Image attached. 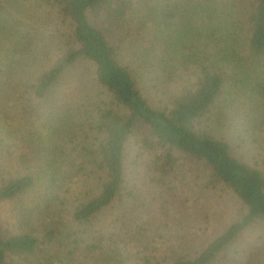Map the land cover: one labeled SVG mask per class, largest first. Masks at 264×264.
Wrapping results in <instances>:
<instances>
[{"label":"trees","instance_id":"1","mask_svg":"<svg viewBox=\"0 0 264 264\" xmlns=\"http://www.w3.org/2000/svg\"><path fill=\"white\" fill-rule=\"evenodd\" d=\"M245 145L264 152V0H0V264H237L232 245L264 222ZM131 147L154 193L195 163L242 217L149 253L183 211H140Z\"/></svg>","mask_w":264,"mask_h":264},{"label":"rangeland","instance_id":"2","mask_svg":"<svg viewBox=\"0 0 264 264\" xmlns=\"http://www.w3.org/2000/svg\"><path fill=\"white\" fill-rule=\"evenodd\" d=\"M38 22L47 23L50 21H48L46 13L42 12ZM69 76L74 77L80 85H86L87 88H90L92 84L89 65L76 66ZM245 150H247L245 153L251 155L246 156L248 159L253 160L256 156L257 162L264 164V152L261 149L258 155L256 154L259 151L250 150L249 145H245ZM129 152V161L126 166L130 167L128 175L131 177L128 176L130 183L127 186L128 189L138 188L140 190L137 193L142 194V198H140L142 204L138 205L141 208L140 211L152 216V213H157L161 206L165 207L167 203L173 201V205H169L172 215H178L179 209L183 211L179 215L180 225L177 229L158 231L150 239L152 241L154 238V242L148 250L149 253L159 257L174 248L177 249L179 243H174L170 234L176 230L182 242L180 244L186 245L189 251H193L202 246L205 241L220 234L227 225L242 217V203L222 188H208L206 173L199 165L182 161L167 179V185L171 189L160 190L163 191V194L160 191L154 193L147 184L146 163H135V147H131ZM165 190L166 192H164ZM132 208V204L128 205L124 212L118 208L114 212V217L120 218V215H124L130 209V215H132ZM3 215L5 214L2 213L1 216ZM138 215L141 216L135 214V217ZM143 219L145 220V218ZM232 251L236 256L237 264H254V262L255 264H264V222L258 221L248 227L232 245Z\"/></svg>","mask_w":264,"mask_h":264}]
</instances>
